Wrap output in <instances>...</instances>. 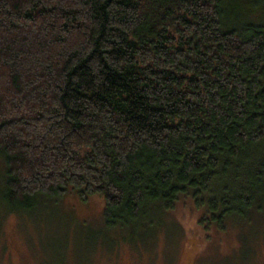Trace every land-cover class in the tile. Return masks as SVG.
Segmentation results:
<instances>
[{
    "label": "trees",
    "instance_id": "16d2710c",
    "mask_svg": "<svg viewBox=\"0 0 264 264\" xmlns=\"http://www.w3.org/2000/svg\"><path fill=\"white\" fill-rule=\"evenodd\" d=\"M0 156L12 212L98 194L134 228L189 193L264 225V0H0Z\"/></svg>",
    "mask_w": 264,
    "mask_h": 264
},
{
    "label": "rangeland",
    "instance_id": "374dc122",
    "mask_svg": "<svg viewBox=\"0 0 264 264\" xmlns=\"http://www.w3.org/2000/svg\"><path fill=\"white\" fill-rule=\"evenodd\" d=\"M3 166L0 156V192ZM103 205L98 194L67 192L12 212L0 194V264H264L255 211L221 228L184 193L163 217L149 212L134 228L110 229Z\"/></svg>",
    "mask_w": 264,
    "mask_h": 264
}]
</instances>
